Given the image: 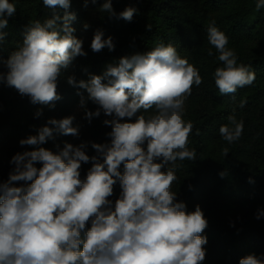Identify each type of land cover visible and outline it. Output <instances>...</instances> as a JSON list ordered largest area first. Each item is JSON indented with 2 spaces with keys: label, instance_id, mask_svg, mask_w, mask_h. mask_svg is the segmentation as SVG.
Listing matches in <instances>:
<instances>
[{
  "label": "clouds",
  "instance_id": "1",
  "mask_svg": "<svg viewBox=\"0 0 264 264\" xmlns=\"http://www.w3.org/2000/svg\"><path fill=\"white\" fill-rule=\"evenodd\" d=\"M43 5L53 15L27 26L22 45L2 61L0 83L32 104L54 107L61 99L58 78L87 53L83 40L74 35L71 0H43ZM255 7L264 8V0H255ZM57 8L65 10L63 16ZM15 11L14 2L0 0V29L7 27ZM99 11L130 22L137 9L129 6L117 14L112 0H104ZM83 27L87 30L89 25ZM4 35L0 32V41ZM207 39L222 62L213 73L221 95L254 83L255 72L238 63L215 21L208 25ZM90 48L94 53L113 51V37L105 38L97 29ZM208 55H213L211 48ZM66 82L84 90L77 92L78 108L88 123L102 113L111 117L103 120L111 126L106 133L110 141L91 142L96 152L91 157L86 154L89 142H65L56 152L40 147L54 139V133L79 137L81 126H73L74 115L50 118L36 135L19 140L33 150L12 156L15 167L0 182V264H201L208 221L200 206L187 211L172 191L177 161L196 159V151L188 147L193 124L183 117L193 86L202 83L199 70L174 46L159 43L146 53L120 57L100 75L89 73L87 80L69 75ZM89 101L97 106L95 111L88 109ZM234 113L235 109L219 128L228 144L238 141L244 129ZM41 115L42 109L37 110L35 116ZM89 162L92 166L82 178L81 164ZM117 182L121 191L113 202L109 197ZM261 218L264 209L257 211L256 219ZM239 264H264V254L240 258Z\"/></svg>",
  "mask_w": 264,
  "mask_h": 264
},
{
  "label": "trees",
  "instance_id": "2",
  "mask_svg": "<svg viewBox=\"0 0 264 264\" xmlns=\"http://www.w3.org/2000/svg\"><path fill=\"white\" fill-rule=\"evenodd\" d=\"M16 4L15 14L8 17L7 27L0 29L4 39L0 41V71H5L2 61L18 50L24 39V31L34 20L43 22L53 15L52 9L43 5V0H9ZM104 0H97L93 5L88 0H71L69 12L76 14L72 22L74 35L83 40L86 56L77 57L73 67L58 78L57 92L61 99L54 102V107L32 104L28 97H21L14 88L0 83V155L12 158L17 153L33 150L31 146H21L19 143L10 144V139L26 138L36 135L37 130L44 126L48 119H62L70 115L75 116L74 124H79V137L54 133V139L40 145L53 152L57 145L63 148L65 142L79 145L89 142L86 154L96 155L91 142L107 143L110 138L106 133L111 126L103 124L104 119H111L103 113L93 118L91 123L83 119L84 113L76 112L80 96L83 92L69 86L66 77L75 75L77 80L88 79V74L100 75L109 63L120 57L136 53H146L159 43L174 46L182 58L199 70L202 77L200 86H193L192 94L185 102L186 121H191L193 129L188 137L189 149L196 151L194 161H177L180 175L177 200L186 204L187 211L195 210L198 205L202 209L208 226L202 235L207 236L206 259L213 264H239L240 258L255 254H264V218L256 219L259 209H264V8L256 10L255 0H112L114 11L119 14L126 7H135L132 20L109 17L107 13L99 11ZM202 9L196 16L192 14L195 7ZM63 9L57 8V14L63 16ZM215 21L217 28L228 37V47L238 56V63L250 66L255 72L256 79L250 86L238 88L235 93L221 95L215 86L213 73L222 62L216 59L215 49L207 39V28ZM89 25L84 29V24ZM148 25L151 29L148 30ZM99 29L105 38L112 36L115 49L107 48L94 53L90 44L95 31ZM251 41L259 42L255 48L248 49ZM212 49L213 55H208ZM87 70V71H85ZM87 95L86 92H84ZM238 100L235 106L233 99ZM244 101L243 107H255L260 117L251 119L249 126L254 140L250 145V152L254 157V165L245 166L239 160L242 148L238 142L230 144L228 154L223 159H216L207 153L211 136H215L218 127L227 120L230 114L235 116ZM96 105L88 102V109L95 111ZM42 109V115L35 116L37 110ZM25 111L28 114L23 115ZM152 110H149L151 112ZM127 119V118H125ZM135 118H133L134 120ZM51 127V126H50ZM19 139V140H20ZM36 167L42 165L37 163ZM91 162L81 164L83 178ZM15 166L6 161L0 174V182L8 179L9 173ZM123 171V164L120 166ZM220 173H224L223 177ZM253 182H249V180ZM20 183V182H18ZM119 183L113 186V195L109 197L113 202L120 194ZM208 192L214 198L199 200L201 192ZM224 199L226 203L236 201L255 206L240 223L226 218L225 204L219 203ZM90 227V225H86Z\"/></svg>",
  "mask_w": 264,
  "mask_h": 264
},
{
  "label": "rangeland",
  "instance_id": "3",
  "mask_svg": "<svg viewBox=\"0 0 264 264\" xmlns=\"http://www.w3.org/2000/svg\"><path fill=\"white\" fill-rule=\"evenodd\" d=\"M198 12H202V9L199 8L198 6L192 9V14L194 16H196ZM258 45H259V42L251 41L250 43H248L247 47L248 49L250 48L253 49L257 47ZM232 100L235 106L238 105L239 103L238 100H234V98ZM254 108L255 107H243L242 109L237 110L238 112L236 113L237 120H243L244 122V129H243L242 136L237 142H238V145L242 148V152L239 155V160L243 161L245 166H248V165L252 166L255 164L254 157L252 156L250 152V145L252 144L254 140V136H253L251 127L249 126V121H251V119L260 117V115H259L258 110ZM76 112L80 113L81 110H79V108L77 107ZM25 114H28V111H25V113H23V115ZM227 123L228 121L226 120L221 125H224ZM220 126L218 127V131L216 135L211 136L209 145L206 149L207 153H211L214 158L219 159V160L224 158V155H225L224 149L227 148L228 150L230 147V144L224 141L222 137L220 136V133H219ZM19 139L20 138H16V139L11 138L9 142H11L10 144H17L19 143ZM1 154L2 155H0V174H2L6 161L8 160V166H9L10 160H11V158L6 157L4 153H1ZM176 175H177V180L173 182L172 184V191H175L176 189H178V186L180 183V175L178 171H176ZM16 183L18 186L20 183H23V182H20V183L16 182ZM213 198L214 197L206 191L201 192L199 196V200L202 199V201H206L210 199L212 200ZM219 203L225 204L227 206L224 210L227 213L226 218L232 219L233 221H236L237 223H240L243 220V218L248 214L249 211L255 210V206L253 207V205L251 204L246 205V204L239 203L236 201H230L226 203L224 199H219ZM201 264H213V263H210L209 261H207L205 257L204 261H202Z\"/></svg>",
  "mask_w": 264,
  "mask_h": 264
}]
</instances>
